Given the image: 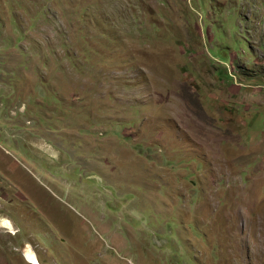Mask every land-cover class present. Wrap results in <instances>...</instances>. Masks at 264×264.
<instances>
[{
	"label": "rangeland",
	"instance_id": "obj_1",
	"mask_svg": "<svg viewBox=\"0 0 264 264\" xmlns=\"http://www.w3.org/2000/svg\"><path fill=\"white\" fill-rule=\"evenodd\" d=\"M0 264H264V0H0Z\"/></svg>",
	"mask_w": 264,
	"mask_h": 264
},
{
	"label": "water",
	"instance_id": "obj_2",
	"mask_svg": "<svg viewBox=\"0 0 264 264\" xmlns=\"http://www.w3.org/2000/svg\"><path fill=\"white\" fill-rule=\"evenodd\" d=\"M5 226H7L8 228H11L12 225H11V223L9 221H6L5 222ZM31 256H33L34 258H36L34 254H32Z\"/></svg>",
	"mask_w": 264,
	"mask_h": 264
},
{
	"label": "bare ground",
	"instance_id": "obj_3",
	"mask_svg": "<svg viewBox=\"0 0 264 264\" xmlns=\"http://www.w3.org/2000/svg\"><path fill=\"white\" fill-rule=\"evenodd\" d=\"M29 260L32 262V263H36L35 261L37 260L36 258H34L33 256H28Z\"/></svg>",
	"mask_w": 264,
	"mask_h": 264
}]
</instances>
